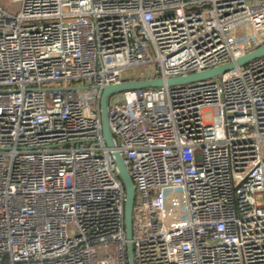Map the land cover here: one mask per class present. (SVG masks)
I'll return each instance as SVG.
<instances>
[{
	"label": "built area",
	"instance_id": "2783aa9c",
	"mask_svg": "<svg viewBox=\"0 0 264 264\" xmlns=\"http://www.w3.org/2000/svg\"><path fill=\"white\" fill-rule=\"evenodd\" d=\"M17 1L0 5V264H127L112 149L133 264H264V55L111 95L112 148L99 115L105 85L263 44L264 0Z\"/></svg>",
	"mask_w": 264,
	"mask_h": 264
},
{
	"label": "water",
	"instance_id": "95a60500",
	"mask_svg": "<svg viewBox=\"0 0 264 264\" xmlns=\"http://www.w3.org/2000/svg\"><path fill=\"white\" fill-rule=\"evenodd\" d=\"M264 55V43L237 57L234 61L206 68L201 71L188 73L180 76L161 77L159 75L147 78H134L122 80L114 84L103 86L99 96V115L101 121L102 137L106 145L113 147L112 135L107 121V104L111 95L133 89L159 87L163 85L175 86L196 81H202L213 77H218L229 69L245 64L247 61ZM113 161L118 171V176L125 191L123 203V226L125 234V246L127 252V264H133L132 245H131V226H132V206L134 201V186L128 170L119 154L115 149L111 150Z\"/></svg>",
	"mask_w": 264,
	"mask_h": 264
},
{
	"label": "rangeland",
	"instance_id": "374dc122",
	"mask_svg": "<svg viewBox=\"0 0 264 264\" xmlns=\"http://www.w3.org/2000/svg\"><path fill=\"white\" fill-rule=\"evenodd\" d=\"M0 5L9 12H16L19 8V2L17 0H0ZM235 37L239 40L244 46L248 45L249 42V31L244 27H239L235 32ZM132 70H129L123 74V76H129ZM77 82H74V84ZM66 84V83H64ZM88 106L94 108V101L88 100Z\"/></svg>",
	"mask_w": 264,
	"mask_h": 264
}]
</instances>
